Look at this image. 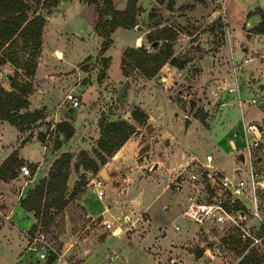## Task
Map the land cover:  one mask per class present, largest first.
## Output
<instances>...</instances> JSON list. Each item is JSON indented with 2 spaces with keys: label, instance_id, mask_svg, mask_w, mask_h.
<instances>
[{
  "label": "rangeland",
  "instance_id": "obj_1",
  "mask_svg": "<svg viewBox=\"0 0 264 264\" xmlns=\"http://www.w3.org/2000/svg\"><path fill=\"white\" fill-rule=\"evenodd\" d=\"M112 2L116 10L128 11L126 16L130 20L133 16L135 25L117 26L104 52L103 37L96 30L99 7L86 0H60L49 10L37 7L45 17L34 60L35 71L41 64L38 76L35 72L22 75L32 61L31 49L21 38L12 48L19 63L7 61L2 67L0 77L9 88V77H13L19 83L29 81L32 90L38 85L46 95L37 96V104L33 103L39 105L35 109L43 117L24 130L0 121V165L15 151L21 157V149L30 157L14 166L15 176L0 179V264L25 260L41 264L51 253L93 264L112 248L121 256L116 264H242L255 259L260 260L255 264H264V238L252 247L242 236L243 227L255 236L263 234L262 228L252 226L256 220L244 219L240 225L197 223L193 211L186 209L187 196L202 195L209 186L208 179L189 180L190 171L203 173L208 153L213 160L205 171L219 169L234 180L247 178L252 162L264 164V151L254 149L248 155L242 131L243 123L249 121L262 123L264 129V33L260 32L264 0ZM166 46L183 67L167 61L149 76L143 67L127 60L130 48L142 47L154 54ZM249 57L253 59L246 62ZM59 79L61 84H57ZM127 79L129 92L120 104L116 94ZM69 92L81 101L75 120L65 114ZM191 99L195 100L193 108ZM137 107L148 114L144 122L132 116ZM186 116L191 119L187 128ZM119 119H126L134 131L101 164L102 126ZM64 120L74 127L70 138L57 128ZM64 152L71 155L64 194L68 203L57 211V203L46 206L43 195L38 215L26 210L20 200L49 176L54 161ZM240 153L246 157L244 163ZM82 157L97 161L98 170L85 167ZM23 164L30 169L29 176L20 170ZM239 165L241 171H237ZM98 182L104 190L101 196ZM259 199L264 215V193ZM47 208L53 217L45 222ZM105 221H114L120 233L114 235ZM23 249L27 250L25 258L16 262L14 253ZM41 251L46 258H40Z\"/></svg>",
  "mask_w": 264,
  "mask_h": 264
},
{
  "label": "trees",
  "instance_id": "obj_2",
  "mask_svg": "<svg viewBox=\"0 0 264 264\" xmlns=\"http://www.w3.org/2000/svg\"><path fill=\"white\" fill-rule=\"evenodd\" d=\"M86 1L95 3L100 9L96 30L103 37L101 46V51L103 52L110 45L111 33L117 26L133 27L135 25L134 17L132 16L130 20L126 16L128 11L121 12L116 10L112 0ZM59 2L60 0H0V65L7 61L15 66L19 63L12 48L15 47L17 41L21 38L23 45L31 49L29 58L32 61L29 67L23 66L26 69H24L22 75H34L36 68L34 60H36L35 58L42 43V31L45 25V17L38 12L37 7L49 10ZM33 4L36 7L33 8ZM107 15H110V18H107ZM260 32L264 33V29H261ZM151 41L153 45H157L155 43L157 40L155 41L152 38ZM6 52L7 54H5ZM171 54L169 46L161 47L154 54L147 53L142 47L126 50L127 60L138 67H143L145 74L149 76L155 74L163 63L167 61L177 67H183ZM9 78L11 80V88L9 89L5 88L0 82V121L7 120L19 130H24L42 118L43 115L39 109L29 110V94L32 91V84L29 81L24 82V84L19 83L15 78ZM132 116L139 122H144L148 118V114L140 107H137L132 112ZM57 128L64 132L67 138H70L74 132V127L65 120L59 122ZM133 131L134 127L126 119L114 120L104 124L102 126V136L99 140V147L102 151L98 152L100 163L104 164L106 162V155H111L113 151L121 147ZM23 160L24 158L19 157L16 151L9 155L2 165H0V179L4 180L9 176H15L14 166ZM70 160L71 155L69 152H64L57 158L49 171V176L42 178L22 197L20 200L22 207L28 211L34 210L35 214L38 215L40 213L41 198L43 195H46V206L57 203V211L63 209L68 203V199L64 197V194ZM80 162L85 167L95 171L99 168L98 162L91 158L86 160L82 157ZM7 172H10V175H7ZM75 192L76 190L72 194H75ZM52 217L47 208L44 214L45 222L50 221ZM55 254L51 253L47 261L41 264H50L56 257ZM259 261V259L247 260L242 264H255Z\"/></svg>",
  "mask_w": 264,
  "mask_h": 264
},
{
  "label": "built area",
  "instance_id": "obj_3",
  "mask_svg": "<svg viewBox=\"0 0 264 264\" xmlns=\"http://www.w3.org/2000/svg\"><path fill=\"white\" fill-rule=\"evenodd\" d=\"M253 57L245 58L246 62L251 61ZM233 87L229 88L232 91ZM66 99L69 106L79 108L81 103L78 95L75 93H67ZM252 102L256 99L252 98ZM264 122V121H262ZM262 123H256L255 121L244 122L242 131L244 138L247 142V153L252 156V150L258 149L264 151L263 135L264 129L261 127ZM233 136H237L234 132ZM232 147L235 148L236 144L233 139H230ZM213 156L208 153L206 160L202 166H205L203 173L198 174L197 172H189V180L194 181L197 178H203V180H210L209 186H205L203 189L204 194H189L186 198V209L193 211V220L197 223H203L205 221L212 222L214 224H224L231 222L233 224L240 225L244 223V219L253 218L257 221L258 229L264 230V215L260 209L259 195L264 193V164L254 165L253 162L250 165L249 176L240 177L238 179H230L224 175L219 169H216L214 173L205 171L212 165ZM261 160V157H259ZM252 161V160H251ZM259 161V162H260ZM20 170L23 174L29 176L30 169L26 164L20 166ZM179 183L177 184V186ZM98 195L101 196L104 192L101 182L97 183L96 186ZM247 198L250 205L243 200ZM105 225L108 228H112L114 235H117L121 231L120 226H116L114 221H105ZM178 229V225H174ZM242 236L248 241L250 246H255L256 243H260L264 238L263 234L255 236L250 234L247 228H242ZM40 258H46L44 251L40 252ZM120 254L116 253L115 250H107L101 258L93 264H116L120 259ZM171 262H176L175 258H171ZM50 264H87V263H75L68 258H64L62 255L57 254Z\"/></svg>",
  "mask_w": 264,
  "mask_h": 264
},
{
  "label": "crops",
  "instance_id": "obj_4",
  "mask_svg": "<svg viewBox=\"0 0 264 264\" xmlns=\"http://www.w3.org/2000/svg\"><path fill=\"white\" fill-rule=\"evenodd\" d=\"M66 2V1H65ZM80 2V1H79ZM62 3H64V1L62 2ZM61 3V4H62ZM81 4H82V6H84V2H80ZM60 4V5H61ZM59 5V6H60ZM56 8V7H55ZM56 30H58V29H56ZM58 58V57H57ZM57 62V61H56ZM55 63H54V61H53V63H51L50 64V66H49V68L51 67V66H53ZM5 65H7V63L6 64H3V65H0V73H2L4 70L2 69V67H5ZM8 68H9V70H8V72H10V70H11V68H10V66L8 65ZM39 68H41V64H40V62H39V64H38V66H37V70L35 71V77H37L38 76V74H39ZM8 74L9 73H7V76H6V79L8 80ZM2 75H3V73H2ZM0 80H1V77H0ZM52 80H56V79H53L52 78ZM5 82H3L2 80L0 81L1 83H2V85L4 86V87H6V88H8L9 89V85L6 83V80H4ZM52 81H50V79H49V83H51ZM62 83V81H60V79H59V81L57 82V84L59 83V84H61ZM51 85H52V83H51ZM53 85H54V83H53ZM57 87V86H56ZM34 88L35 89H33L32 91H31V93L29 94V101H30V104H29V109H35V108H39V105L38 106H34L33 105V103L35 102V99H36V97L37 96H42V97H45V95L46 94H44V95H42L43 94V92H40L39 90V87H38V85H36V84H34ZM50 94H52L53 95V93H50ZM55 95V94H54ZM53 95V96H54ZM36 103V102H35ZM37 104V103H36ZM21 153H20V156L21 157H23L24 159H27V160H29L30 159V157H29V155L26 153H24V152H22V149H21V151H20ZM245 159H246V157H245ZM38 161V159H36L34 162H37ZM245 162V160L243 161V163ZM239 171H241V166L239 165ZM177 186V185H176ZM177 189L179 188V186H177L176 187ZM16 206H19V205H16ZM16 208V207H15ZM20 208V207H19ZM13 210H15V209H13ZM16 211V210H15ZM13 212V211H12ZM19 222V221H18ZM180 227L181 226H179L178 225V229H180ZM26 253H27V250H25V249H23V250H19V251H17V252H15L14 253V255H16L15 257L17 258L16 259V262L18 261V259H19V261L22 259H24L25 258V256H26ZM21 258V259H20ZM21 262H24L23 264H30V263H27L26 262V260L25 261H21ZM16 264V263H15Z\"/></svg>",
  "mask_w": 264,
  "mask_h": 264
},
{
  "label": "water",
  "instance_id": "obj_5",
  "mask_svg": "<svg viewBox=\"0 0 264 264\" xmlns=\"http://www.w3.org/2000/svg\"><path fill=\"white\" fill-rule=\"evenodd\" d=\"M209 62H210V57L207 56L205 59V64L208 65ZM261 86L264 87V84H262ZM128 92H129V80L127 79L122 83V85L120 86L116 94V99L120 104H124L127 98ZM194 104H195V100L191 99V108H193ZM65 114L70 119L75 120L78 116V108L74 106H69L66 109ZM190 122H191L190 117L186 116L185 117V127L186 128L188 127ZM239 157L242 161L245 160V155L243 153H240ZM237 171H239V168H237Z\"/></svg>",
  "mask_w": 264,
  "mask_h": 264
},
{
  "label": "bare ground",
  "instance_id": "obj_6",
  "mask_svg": "<svg viewBox=\"0 0 264 264\" xmlns=\"http://www.w3.org/2000/svg\"><path fill=\"white\" fill-rule=\"evenodd\" d=\"M137 43H138V44L142 43V42H141V38H140V37H138V38H137ZM56 55H57L58 57H60V56H61V55H60V53H59V51H58V52H56Z\"/></svg>",
  "mask_w": 264,
  "mask_h": 264
}]
</instances>
